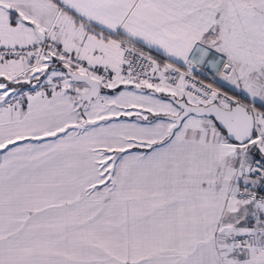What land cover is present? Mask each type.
<instances>
[{
	"label": "snow or ice",
	"instance_id": "6c2138e0",
	"mask_svg": "<svg viewBox=\"0 0 264 264\" xmlns=\"http://www.w3.org/2000/svg\"><path fill=\"white\" fill-rule=\"evenodd\" d=\"M0 264H264V0H0Z\"/></svg>",
	"mask_w": 264,
	"mask_h": 264
}]
</instances>
